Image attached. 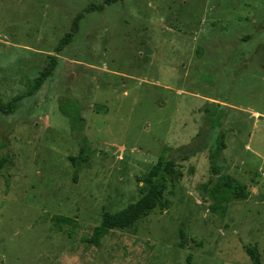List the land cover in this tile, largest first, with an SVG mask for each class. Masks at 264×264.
Wrapping results in <instances>:
<instances>
[{"label": "rangeland", "instance_id": "374dc122", "mask_svg": "<svg viewBox=\"0 0 264 264\" xmlns=\"http://www.w3.org/2000/svg\"><path fill=\"white\" fill-rule=\"evenodd\" d=\"M91 2L0 0V102L20 96L0 111L15 161L0 171V264H253L248 248L264 264V0H118L81 19L31 92L39 69L23 59L56 54ZM200 131L206 148L176 163L166 207L85 240L146 193L164 147ZM221 175L248 197L217 207Z\"/></svg>", "mask_w": 264, "mask_h": 264}, {"label": "trees", "instance_id": "16d2710c", "mask_svg": "<svg viewBox=\"0 0 264 264\" xmlns=\"http://www.w3.org/2000/svg\"><path fill=\"white\" fill-rule=\"evenodd\" d=\"M118 0H103L101 3L91 2L87 7L76 15L73 19L70 30L59 41L55 48L56 54L37 53L31 59H23L25 64H31L32 68L39 69V74L33 80L31 92L39 89L42 84L51 77L55 68L58 65V53L69 45L79 30V23L87 13L94 11H103L106 6L112 5ZM37 59V60H36ZM22 61L20 60V63ZM21 65V64H20ZM20 100V96L14 97L7 103L0 102V111L4 113H13L17 108V102ZM61 111L69 116L75 118L78 121H84L81 115H74L65 106L61 107ZM206 133L200 131L197 136L188 144L179 146L175 149L164 147L159 157L158 162L152 167L150 172L141 180L147 185L146 193L137 201L129 204L125 208L116 212H105L103 220L100 225L96 226L93 230V234L85 240L95 246H100L102 238L107 235L112 229H127L135 225V223L141 218L147 216L151 211L156 208L166 207L165 194L169 185V181L173 179L175 173L176 163L180 160L189 159L194 153L206 148L204 141ZM226 145L223 140V136H220L219 150L225 149ZM83 152L78 156H70L72 165L75 170L88 162L89 154ZM212 159V163H213ZM14 158L12 155L0 154V171L9 165L14 164ZM214 171L218 172L219 169L215 166ZM226 177V176H225ZM224 175H221L216 188L212 190V195L218 199L215 204L220 207V201H230L231 199H245L248 197V193L242 186H236L233 190H227L223 184ZM53 220L58 223H70L71 219L67 216L55 215ZM253 264H261L260 254L255 248H248ZM186 264H193L192 255H188Z\"/></svg>", "mask_w": 264, "mask_h": 264}]
</instances>
